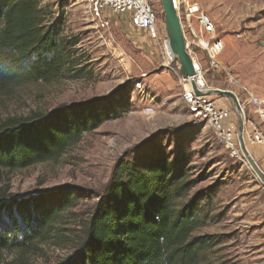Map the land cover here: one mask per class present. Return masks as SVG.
Listing matches in <instances>:
<instances>
[{"label":"rangeland","instance_id":"1","mask_svg":"<svg viewBox=\"0 0 264 264\" xmlns=\"http://www.w3.org/2000/svg\"><path fill=\"white\" fill-rule=\"evenodd\" d=\"M63 21L62 36L71 64L61 76L0 89V123L31 113L46 115L59 107L93 99H126L127 110L110 119L51 161L16 171H0V193L26 197L63 187L85 192L76 207L54 224L57 239L36 242L27 252L3 254L8 264H61L75 253L86 221L115 165H137L165 157L181 181L192 184L177 200L183 206L202 194L200 226L194 236H214L209 254L215 264H264V185L242 154L220 146L205 122L195 121L182 101L179 72L167 71L158 45L147 32L133 28L125 16L111 15L110 27L98 30L87 0H38ZM197 4L201 19L192 23L209 49L203 50L186 32V48L205 90H232L240 101L246 91L264 99V0H188ZM157 27L162 29L160 0H153ZM220 65L210 66V58ZM231 75L232 83L228 81ZM227 75V77H226ZM216 106H231L212 95ZM247 113V110H246ZM237 123V118L232 117ZM247 150L253 156L251 145ZM192 181V182H191Z\"/></svg>","mask_w":264,"mask_h":264},{"label":"trees","instance_id":"2","mask_svg":"<svg viewBox=\"0 0 264 264\" xmlns=\"http://www.w3.org/2000/svg\"><path fill=\"white\" fill-rule=\"evenodd\" d=\"M62 26L38 0H0V89L61 76L71 64ZM125 93L2 121L0 171L56 159L84 132L121 117ZM181 179L162 156L142 165L119 161L96 197L77 250L61 264H215L209 256L218 244L215 237L193 234L201 224L202 194L176 206L193 184ZM83 196L70 187L26 197L0 193V264H8L4 253L57 239L54 224Z\"/></svg>","mask_w":264,"mask_h":264},{"label":"built area","instance_id":"3","mask_svg":"<svg viewBox=\"0 0 264 264\" xmlns=\"http://www.w3.org/2000/svg\"><path fill=\"white\" fill-rule=\"evenodd\" d=\"M87 3L89 15L98 30H107L110 27L111 15L127 17L133 28L147 32L158 45L164 64L167 65V71L178 73L179 66L168 47L165 29L164 27L162 29L157 27L158 18L153 0H87ZM171 4L178 15L185 43V30L187 29L190 31V35L197 40L201 49L208 51L209 43L203 42L199 38L192 23L193 19H199L200 25L208 29V23H204L200 17L201 12L198 5L190 4L188 0H171ZM210 66L216 70L221 69L213 57L210 58ZM227 78L231 84V75L228 74ZM198 89L205 91L203 87ZM229 91L233 92L232 90ZM207 97L196 96L191 86L188 89H183L182 93V101L192 118L195 121L205 122L212 130L215 140L220 146L233 155H239L241 152L236 133L238 124L236 110L233 105L228 106L229 104L216 106L213 102L208 101ZM236 98L243 119L242 137L246 147L247 144H253L264 151V99H260L248 91L245 93L244 100L240 101L237 95ZM232 117L237 118V123Z\"/></svg>","mask_w":264,"mask_h":264},{"label":"water","instance_id":"4","mask_svg":"<svg viewBox=\"0 0 264 264\" xmlns=\"http://www.w3.org/2000/svg\"><path fill=\"white\" fill-rule=\"evenodd\" d=\"M162 13H163V24L166 33V39L168 47L178 63L179 75L182 80H190V86L196 96H212L218 95L229 99L237 112L238 124H237V138L239 143V149L242 157L246 160L251 170L254 172L256 177L264 185V173L260 170L256 162L251 157L247 150L242 137L243 130V119L241 116V110L236 98V95L229 90H205L200 91L197 87L195 78H197V70L195 68L194 62L190 57L187 49L186 43L181 29L180 21L176 11L173 9L171 0H160Z\"/></svg>","mask_w":264,"mask_h":264},{"label":"crops","instance_id":"5","mask_svg":"<svg viewBox=\"0 0 264 264\" xmlns=\"http://www.w3.org/2000/svg\"><path fill=\"white\" fill-rule=\"evenodd\" d=\"M249 145H251V149L253 153V156L251 157L256 162L260 170L264 173V151L259 146L253 144H249Z\"/></svg>","mask_w":264,"mask_h":264},{"label":"bare ground","instance_id":"6","mask_svg":"<svg viewBox=\"0 0 264 264\" xmlns=\"http://www.w3.org/2000/svg\"><path fill=\"white\" fill-rule=\"evenodd\" d=\"M164 67L167 69V65L165 64ZM199 74L197 73V87L202 88L203 84L202 82L198 79ZM183 85H185V89H188L190 87V81L189 80H182ZM204 88V87H203ZM208 91V90H207ZM249 152V151H248Z\"/></svg>","mask_w":264,"mask_h":264}]
</instances>
